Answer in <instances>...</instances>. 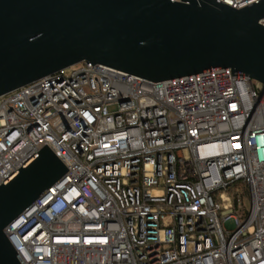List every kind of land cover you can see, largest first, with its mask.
Masks as SVG:
<instances>
[{
  "label": "built area",
  "instance_id": "obj_1",
  "mask_svg": "<svg viewBox=\"0 0 264 264\" xmlns=\"http://www.w3.org/2000/svg\"><path fill=\"white\" fill-rule=\"evenodd\" d=\"M46 144L69 170L5 229L25 264H264L260 81L82 61L0 96V185Z\"/></svg>",
  "mask_w": 264,
  "mask_h": 264
},
{
  "label": "water",
  "instance_id": "obj_2",
  "mask_svg": "<svg viewBox=\"0 0 264 264\" xmlns=\"http://www.w3.org/2000/svg\"><path fill=\"white\" fill-rule=\"evenodd\" d=\"M264 0H0V96L82 61L152 81L231 68L264 85ZM69 169L46 144L0 185V264H25L6 227Z\"/></svg>",
  "mask_w": 264,
  "mask_h": 264
},
{
  "label": "trees",
  "instance_id": "obj_3",
  "mask_svg": "<svg viewBox=\"0 0 264 264\" xmlns=\"http://www.w3.org/2000/svg\"><path fill=\"white\" fill-rule=\"evenodd\" d=\"M235 187H236L237 190H241V191H243L244 193L247 192V188L243 185L242 182H236V183H235ZM236 189H235V190H236Z\"/></svg>",
  "mask_w": 264,
  "mask_h": 264
},
{
  "label": "rangeland",
  "instance_id": "obj_4",
  "mask_svg": "<svg viewBox=\"0 0 264 264\" xmlns=\"http://www.w3.org/2000/svg\"><path fill=\"white\" fill-rule=\"evenodd\" d=\"M256 82V81H255ZM244 203L246 204V207L249 209L251 207V201L249 198H245Z\"/></svg>",
  "mask_w": 264,
  "mask_h": 264
}]
</instances>
